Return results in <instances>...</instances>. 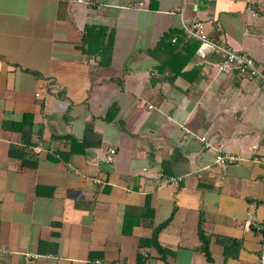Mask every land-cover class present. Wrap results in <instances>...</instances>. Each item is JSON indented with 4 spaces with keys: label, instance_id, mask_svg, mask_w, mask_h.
Returning <instances> with one entry per match:
<instances>
[{
    "label": "crops",
    "instance_id": "obj_1",
    "mask_svg": "<svg viewBox=\"0 0 264 264\" xmlns=\"http://www.w3.org/2000/svg\"><path fill=\"white\" fill-rule=\"evenodd\" d=\"M182 8L264 72V0H0V264H259L264 82L185 63ZM87 25L111 32L109 66Z\"/></svg>",
    "mask_w": 264,
    "mask_h": 264
},
{
    "label": "built area",
    "instance_id": "obj_2",
    "mask_svg": "<svg viewBox=\"0 0 264 264\" xmlns=\"http://www.w3.org/2000/svg\"><path fill=\"white\" fill-rule=\"evenodd\" d=\"M80 2V0H77ZM142 5V4H141ZM183 22V29L188 36L195 38L199 42L197 49V54L205 59L211 55H219L221 61L219 62V70L221 72H228L231 69L238 71L240 75H247L251 79L264 82V72L256 65L255 61L248 55L239 54L233 51L231 48L221 45L219 43L211 40L206 33L204 26L199 21L188 22L184 18V9L180 10ZM45 150L42 146H37L34 148V151L37 153ZM51 151H54L51 149ZM103 161L111 166L116 165L117 163V151L115 148L108 149L102 153ZM238 158L232 154H228L223 150H219V153L216 155V163L221 167L223 171H226L227 167L231 163L237 162ZM264 165V158L260 160ZM180 182V178H164L161 177V185H174ZM159 185V184H158ZM247 221H254L253 215L249 213L247 215ZM256 232L261 236V249H260V262L259 264H264V221L262 223L256 224ZM39 255L31 256L27 254V259L31 260L32 258L38 259Z\"/></svg>",
    "mask_w": 264,
    "mask_h": 264
},
{
    "label": "trees",
    "instance_id": "obj_3",
    "mask_svg": "<svg viewBox=\"0 0 264 264\" xmlns=\"http://www.w3.org/2000/svg\"><path fill=\"white\" fill-rule=\"evenodd\" d=\"M85 30L86 32L83 36L82 45H81L82 52L87 57L98 58L100 66H104V67L109 66L112 63V34L111 32L107 28L97 26V25H87ZM182 36H186L183 30L182 31L175 30V29L170 30L163 35L157 48L168 46L171 44V41L173 38L177 37L179 39V37H182ZM198 46H199L198 43L194 44L191 53L185 59V63H188L191 57L195 54ZM177 72H180V70ZM112 113L113 112L111 111L107 115V119H111L113 117ZM30 120H32V116L25 115L23 119V123H27L29 121V123L31 124ZM14 129H18L21 131L24 130L23 126L21 125H18V126L15 125ZM27 134L31 135V132H27ZM157 232L158 230H156L153 241H151L150 243L151 244L154 243L156 247H158V250L161 251V253H164V250L160 247L159 243L158 244L156 243L155 238L157 239ZM201 237L204 240L205 238L204 235H201ZM203 250L208 256V249L206 246L203 247Z\"/></svg>",
    "mask_w": 264,
    "mask_h": 264
}]
</instances>
